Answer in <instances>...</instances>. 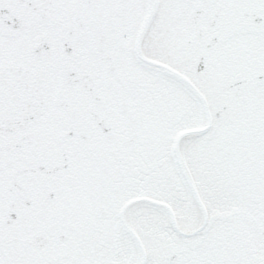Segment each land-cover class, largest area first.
<instances>
[{"label": "snow or ice", "instance_id": "1", "mask_svg": "<svg viewBox=\"0 0 264 264\" xmlns=\"http://www.w3.org/2000/svg\"><path fill=\"white\" fill-rule=\"evenodd\" d=\"M0 264H264V0H0Z\"/></svg>", "mask_w": 264, "mask_h": 264}]
</instances>
